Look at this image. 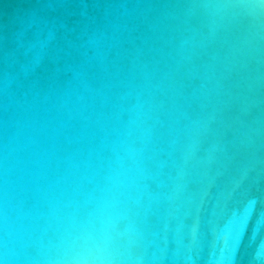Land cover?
I'll return each instance as SVG.
<instances>
[{
    "label": "water",
    "instance_id": "obj_1",
    "mask_svg": "<svg viewBox=\"0 0 264 264\" xmlns=\"http://www.w3.org/2000/svg\"><path fill=\"white\" fill-rule=\"evenodd\" d=\"M0 264H264V0H0Z\"/></svg>",
    "mask_w": 264,
    "mask_h": 264
}]
</instances>
